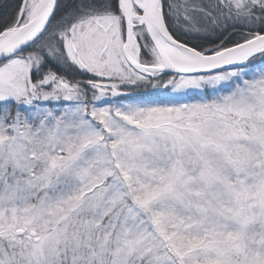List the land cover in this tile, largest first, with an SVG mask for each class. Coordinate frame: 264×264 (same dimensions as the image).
I'll list each match as a JSON object with an SVG mask.
<instances>
[{
	"label": "snow or ice",
	"instance_id": "obj_1",
	"mask_svg": "<svg viewBox=\"0 0 264 264\" xmlns=\"http://www.w3.org/2000/svg\"><path fill=\"white\" fill-rule=\"evenodd\" d=\"M0 264H264V0H0Z\"/></svg>",
	"mask_w": 264,
	"mask_h": 264
}]
</instances>
